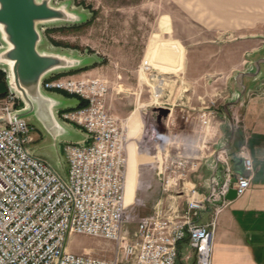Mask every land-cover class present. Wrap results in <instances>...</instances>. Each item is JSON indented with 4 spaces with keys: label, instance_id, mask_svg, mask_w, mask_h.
Here are the masks:
<instances>
[{
    "label": "built area",
    "instance_id": "2783aa9c",
    "mask_svg": "<svg viewBox=\"0 0 264 264\" xmlns=\"http://www.w3.org/2000/svg\"><path fill=\"white\" fill-rule=\"evenodd\" d=\"M43 86L85 102L60 115L85 130L91 140L86 145L65 143L66 179L48 160L30 151L34 127L25 119H11L16 97L7 93L0 118L5 120L0 124V264H181L180 243L185 240L195 250L194 264H212L214 227L221 208L215 209L209 224L194 219L211 198L219 197H202L195 185H186V176L199 161L188 151L207 144L221 102L215 100L195 114L182 112L179 128L164 126L158 115L146 121L139 146L147 152L151 147L157 154L154 158L165 151L166 167L157 175L169 170L168 176L178 182L176 194L186 195V206L180 209L158 201L152 213L140 215L139 203L125 202L130 138L128 128L110 113L108 80L58 75L46 79ZM194 124L200 136L181 137ZM171 148L177 152L170 154ZM239 156L244 171L234 183L237 195L249 188L253 170V160L243 147ZM132 222L136 231L129 239L125 233ZM72 234L116 242L115 257L108 260L68 251Z\"/></svg>",
    "mask_w": 264,
    "mask_h": 264
},
{
    "label": "rangeland",
    "instance_id": "374dc122",
    "mask_svg": "<svg viewBox=\"0 0 264 264\" xmlns=\"http://www.w3.org/2000/svg\"><path fill=\"white\" fill-rule=\"evenodd\" d=\"M213 2L215 0H51L53 5H65L69 11L77 13L81 21L44 24L47 42L42 48L97 56L98 61L92 66L62 75L80 78L88 74L87 77L108 80L110 113L128 128L129 141L137 145L139 162L131 159L129 163L131 184L127 203H139L140 215L147 212L150 205L152 208L153 198L165 199L178 183L173 176H168L169 170L157 175L166 167L165 151L154 158L156 151L151 147L148 152L140 148L138 140L146 121L161 115L164 126L179 128L182 112L195 114L215 100L221 105L230 95L228 76L247 64L243 51L246 46L241 40L264 32V21L231 19L239 16L237 11L232 13V6ZM3 48L0 40V50ZM7 93L0 94V118L7 104ZM20 104L16 97L14 108ZM161 108L168 109V114L163 115ZM60 117L64 119V115ZM28 120L34 127L31 147L37 150L45 145L47 135L36 120ZM3 123L5 120H0V124ZM64 145L62 158L68 169ZM37 151L36 155L42 156V152L51 150ZM176 152L175 148L170 149V154ZM50 158L48 160L64 175L55 157ZM129 158L128 153V162ZM135 231L136 223L132 222L125 235L131 239ZM66 247L77 254L108 260L116 254V242L86 234L70 235ZM188 250L184 246L182 255ZM190 253L194 257L193 249Z\"/></svg>",
    "mask_w": 264,
    "mask_h": 264
},
{
    "label": "water",
    "instance_id": "95a60500",
    "mask_svg": "<svg viewBox=\"0 0 264 264\" xmlns=\"http://www.w3.org/2000/svg\"><path fill=\"white\" fill-rule=\"evenodd\" d=\"M77 16L65 5H53L51 0H0V40L4 45L0 50V70L5 74V80L0 83V94L10 92L21 102L11 112L13 121L25 119L28 122L32 118L43 126L47 142L37 150H51L42 152V156L55 157L54 161L64 170L62 175L66 179L68 169L62 158L63 145H86L91 136L60 117L62 111L77 108L82 101L63 92L47 90L43 83L54 76L90 67L98 60L97 56L71 55L42 48L47 42L43 25L71 21L76 24L81 21ZM247 58L250 63L245 70L234 72L229 80L230 97L220 105L227 133L213 156L211 185L219 200L211 198V201L217 204L237 197L234 175L240 173L243 163L239 156L243 144L231 153L232 141L240 130L241 109L249 93L264 89V46L248 54ZM159 111L168 114V109ZM37 150L30 146L33 154L36 155Z\"/></svg>",
    "mask_w": 264,
    "mask_h": 264
},
{
    "label": "crops",
    "instance_id": "0c3cea01",
    "mask_svg": "<svg viewBox=\"0 0 264 264\" xmlns=\"http://www.w3.org/2000/svg\"><path fill=\"white\" fill-rule=\"evenodd\" d=\"M213 3L232 6V13L237 11L236 15L239 16L231 17V19L264 21V0H215ZM241 43L246 46L243 51L247 64L244 67H238L236 71L241 68H243L242 70L246 69L250 63L247 58L248 54L263 48L264 32L245 36ZM87 75L83 74L81 77H87ZM232 76L233 74L227 78L228 87ZM68 96L78 98L74 95ZM229 97L230 95L225 100ZM194 125V128L190 126L189 131L182 132L181 137L189 136L188 138L196 140L200 135L198 136L194 132L197 127L196 124ZM226 133L227 130L220 112L216 122L207 132V144L188 151L199 161L197 168L190 171L189 176H186V185H195L202 197L218 198L211 185L214 174L212 170L213 156ZM241 144H243V151L253 160L249 188L233 200L225 199L221 206L212 201L206 203V208L201 216L194 219L200 224H209L214 218L215 209L221 208L214 227L212 264H264V89L249 93L248 99L241 109L240 130L233 138L230 152L235 153ZM40 157L48 160L44 156ZM48 161L51 163L50 160ZM243 171V166H241L239 172L243 173ZM237 175L238 173L234 175V183L237 180ZM173 192L176 193L175 188L165 199H161L159 196L153 198L152 208L150 205L147 212L142 215L152 213V209L158 201L164 202L165 205H177L180 209L184 208L186 195H174ZM184 246L189 249L185 256L182 255ZM191 249L188 240L180 243L181 264L195 263V255L191 256Z\"/></svg>",
    "mask_w": 264,
    "mask_h": 264
},
{
    "label": "bare ground",
    "instance_id": "6f19581e",
    "mask_svg": "<svg viewBox=\"0 0 264 264\" xmlns=\"http://www.w3.org/2000/svg\"><path fill=\"white\" fill-rule=\"evenodd\" d=\"M127 121L130 123V120L127 119ZM130 125H132L130 123ZM133 138V137H131ZM137 146L135 142L133 141H129L128 143V153L130 155V158H129V162H128V166H127V177H126V194H125V202L126 204L127 203V195H128V191H129V187H130V184H131V174H130V168H129V163H130V160L131 159H134L135 161L139 162V155H138V152L136 151L137 150ZM138 156V157H137Z\"/></svg>",
    "mask_w": 264,
    "mask_h": 264
},
{
    "label": "trees",
    "instance_id": "16d2710c",
    "mask_svg": "<svg viewBox=\"0 0 264 264\" xmlns=\"http://www.w3.org/2000/svg\"><path fill=\"white\" fill-rule=\"evenodd\" d=\"M55 43L57 44V42H55ZM74 72H70V73H74ZM70 73H68V74H70ZM4 76H5V74L0 70V83L4 81ZM84 104H85V102L82 101L79 106H83Z\"/></svg>",
    "mask_w": 264,
    "mask_h": 264
}]
</instances>
